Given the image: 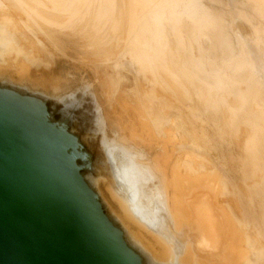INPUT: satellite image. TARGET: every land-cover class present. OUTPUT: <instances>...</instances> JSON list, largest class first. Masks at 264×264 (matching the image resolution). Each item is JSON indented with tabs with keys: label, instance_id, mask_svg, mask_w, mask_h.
<instances>
[{
	"label": "bare ground",
	"instance_id": "obj_1",
	"mask_svg": "<svg viewBox=\"0 0 264 264\" xmlns=\"http://www.w3.org/2000/svg\"><path fill=\"white\" fill-rule=\"evenodd\" d=\"M2 1H6L8 9L10 10L4 12V10L1 9H4L5 7L0 8V24L2 25L1 27H3L0 30V48H4L3 50H0V65L3 66L0 69V80H2L0 83V264H235V260L242 262L243 264H252L250 261L252 251H262L264 249V245L260 242L258 236H252V233L250 232L252 227H250L246 221L242 220L240 209L227 203L226 199L229 197L227 198L223 194V188L221 185L222 179L218 171L210 168H207V170L206 166L208 165H206L207 163L203 156V159H197L196 156H192V160L196 161L195 163H198L197 166L199 168L196 171H194L193 166L185 163V160L180 159V164L183 165V170L178 168V166H175L172 162L174 164L172 166L174 172V182H172L175 184L173 186L176 187L173 188V197L171 198V201L169 196L170 192H168V185L170 182L165 178L167 174H163V176H165L163 177L162 175L158 176L155 173V171L159 170L164 173V166H162L160 161V163L157 161V158H155V165L151 166L154 157H156L161 150L163 151V149L158 147L156 144V142H158L156 139L159 134H156L154 124L152 123L151 118L147 115L142 102L139 100L140 98L135 96L136 93H132V95L124 99L122 103L124 105L133 106L137 116L138 126L141 131L140 133H138L137 130L136 132H132L133 136L141 139L142 141H146V136L143 134L144 132H147L148 135L152 137V141L150 140L151 142L147 139L150 143H142L139 139L133 140L131 136L128 137V132L130 131H123L124 125L121 120L118 119L120 117L116 115H109L103 109L96 92L93 91V84H88L86 87H83L84 92L88 89L91 90L89 92H91L90 95L95 107L97 129L102 136V145L106 151V156L112 173V180H102V183H104V186L106 187L105 190L116 199L114 204L118 201L121 207L123 206L122 208L124 209L125 214L130 216L141 227V229L143 228L147 231V235L150 234L151 236H149L153 237V240L155 239L162 250L161 256L158 254L160 256L159 257L151 251L152 248L150 246L155 248L156 245V249H158L156 242L154 243L152 240H148L152 243L146 244L141 240H138L136 235H133L136 233L132 234L129 231L128 227L125 226L126 222L124 224L111 209L106 197L101 192L99 187L98 190L95 189L96 182H99V180H95L91 176V173L85 175L81 172L82 168H85L88 172L93 170L89 153L81 146L77 137L69 130L66 120H56L50 113H48L45 106V100L47 99L48 94L43 91L40 92L39 90L24 88L25 84L23 83H29L32 86H40L45 90L49 89L51 91L50 97H54L58 101L65 102L67 98L74 99L76 90H68V92L65 91L70 88V83L75 81L72 74L71 78L66 77V80L58 79L57 81L56 79H52L43 81L41 78H33L26 73L27 70L29 71L28 68H30L28 65L26 67L23 66L24 69L20 68L23 64H18V59H20L21 56L28 58V55H30L32 57L30 59H33L34 61L39 57L45 56V51L43 52L39 46H37L38 44L36 45V40L34 41L31 36L27 35V33L21 29L24 24L19 26L20 29L17 27L18 24H16V20L11 11L19 9V3H24L22 5H24L25 8L24 13L26 15V19H22L23 22L26 20L27 26L34 31L33 33H35L36 36L40 35L41 37V34H43L42 37L45 36L50 38V41L52 40L54 42L53 44L56 43V46L54 45L56 48L59 44L60 38L57 39L54 33L60 34L59 32L61 31H57L56 28L55 30L52 28L53 26L50 27V25H57L55 24L56 21L54 22V19L56 17L59 19L60 16L64 15L57 14L52 10H50L52 12L46 13L40 8L36 10L33 8L35 6L31 4L32 0ZM124 1L127 2V0ZM181 1L183 0H176L175 3H172L171 8L180 7V4H182ZM196 1L198 2V0H193L192 2L196 3ZM198 3L200 4V2ZM133 4L134 0H128V6L130 7V13L128 15L130 23L127 24V31L123 32L124 29L122 28L123 31L121 29V32L123 34L126 33V38H124L130 44H140L142 46L140 48H143V51L139 54V58L141 59L140 68L143 71L145 69L152 71V59H158L160 57V50L162 49L163 44L161 42L162 37L159 36V34H161V30H163L161 26L169 12H166L164 8H153L152 10L150 9L151 11L146 12V16L150 17L154 28V34H148L147 29H145L146 24L141 26L142 28L137 27L136 29H133L134 27L131 24ZM174 10L176 9L173 8V10H171L170 15L171 13L175 14ZM179 10L180 13H186L184 7H180ZM205 10L208 9L205 7ZM19 11L20 10H16V13L19 14ZM190 12L192 13V11ZM21 14H19V17ZM194 14L196 16L198 12ZM17 16H15L16 19H18ZM60 18L62 19V17ZM61 19L60 22H63L64 19H62L63 21ZM124 19L126 20L128 18L125 17ZM57 22L59 23V21ZM183 22L185 21L183 20ZM121 25L123 24L121 23ZM10 32L13 34L16 33V37L18 39L16 37L15 38L19 41V43L13 41L12 38L14 37H9ZM175 32L179 35V31H177L176 28ZM98 36L100 38L101 35L98 34ZM134 36H136L135 39ZM82 37L85 38V36ZM238 37H241L240 34ZM108 38L110 37L108 36ZM44 39L45 38H43V41H46ZM86 39L87 38H85V40ZM81 40L84 39L81 38ZM99 40L92 41L94 44L95 42L96 44H99ZM118 40H116V42ZM246 40H248V38ZM113 42H111V44ZM90 43L92 44L91 41ZM122 43H124V41ZM119 44L120 46L124 45L121 44V42ZM60 46L61 45H59V47ZM112 47L110 48L112 51L114 49L116 50V48L113 47L112 49ZM110 49H102L99 45H96V51H100L98 55L101 57V60L104 59V61H109V59L111 60L115 58H112L111 55H114V52ZM164 49L166 48L164 47ZM126 50H128V48ZM136 50L140 51L139 49ZM120 51H122V49ZM118 52L119 51L115 53ZM93 54L95 53H92V55ZM136 58H138V55ZM45 59H47L46 56ZM237 59L239 58L236 57L234 59L236 63L238 62ZM128 60L131 63V59ZM30 63L32 62H29L28 64ZM163 63H165V61H163ZM166 64H169V62L167 61ZM118 65L121 66L120 64ZM177 66L179 67V63ZM171 67L169 68L171 69ZM5 69H7V73L9 75H12L13 73L15 74L14 71H17V73L21 74V76L11 78L9 75L4 73L6 72ZM138 71L139 69L137 72ZM160 72L163 73V71ZM139 74L136 75L138 76V79L141 78V75L139 76ZM163 74L161 75L165 76ZM166 77L168 78V76ZM166 77L164 79H166ZM187 77L189 78L192 76L189 74ZM6 79L11 82L10 86L5 84L6 82L4 80ZM13 79L18 81L17 86H14ZM69 79L71 81L68 82L67 80ZM189 79L192 80V78ZM243 79L241 80L243 81ZM149 81L151 82L150 79ZM168 81H170V79H168ZM198 81L199 80H197V82ZM238 82H240V80ZM244 82L245 81H243V83ZM152 83L154 84V81H152ZM193 83H191V86L193 85L194 88H196ZM171 84L174 86V83ZM159 88L161 92V87ZM194 88L193 90H195ZM202 89L204 90V88ZM220 89L222 88L220 87ZM196 92H198V90ZM175 93L174 95L178 94ZM165 94L166 93L162 96ZM181 96L185 99V96H188V94ZM190 97L191 96L186 98ZM220 98L222 99V97ZM170 99L171 98H169V100ZM179 100L183 101L180 98ZM186 100L188 99H185V101ZM184 103H187V101ZM170 107L171 106H169V108ZM202 109L203 108H201V110ZM190 123H188L184 114H178L171 119V124L174 126V131L177 132L179 137L176 138L175 133L170 134L171 129L167 131L164 128L163 131L168 132L169 141H175V139L179 140V146L186 143L192 148L205 150L206 153L210 152V148L205 147L200 143V139L205 136L204 132L198 131ZM128 125L129 127L132 126L130 120L128 121ZM160 126L163 125L160 124ZM246 132L244 133L246 134ZM150 136H148V138H150ZM242 137L244 138V135ZM168 145L169 144H167L166 147H168ZM239 146L241 147V145ZM240 150H242V147ZM185 152L188 154L192 153L189 151ZM169 153H171L170 150ZM167 158L166 160H168ZM172 158L173 157L170 159ZM79 161L82 163H79ZM164 163L166 164V162ZM220 164L224 163L221 161ZM166 172L167 171H165V173ZM207 172L208 174L206 175ZM175 180L177 183H175ZM247 195L249 196L250 193L247 192ZM100 198L105 202L111 216L102 211L99 200ZM236 210L238 211V214ZM131 223L132 221L130 224ZM135 225L133 226L135 227ZM235 238H238L237 244L239 246L236 245ZM148 241L146 240L147 243Z\"/></svg>",
	"mask_w": 264,
	"mask_h": 264
},
{
	"label": "rangeland",
	"instance_id": "obj_2",
	"mask_svg": "<svg viewBox=\"0 0 264 264\" xmlns=\"http://www.w3.org/2000/svg\"><path fill=\"white\" fill-rule=\"evenodd\" d=\"M175 1L176 0H166V1L165 0H141V1L134 0L132 14H131V24L134 27L133 29H136L137 27L140 28L141 26H144L146 24L145 29H147L148 34H154L153 22L149 16H146V12L151 11L153 8L156 9L164 8L166 12H169V14H167V16L165 17L164 22L162 23L161 27L163 30H161V34H159V36L162 37L161 42L163 44L162 49L160 50V57L158 59H152L151 61L153 67L152 71H148L149 69L147 70L145 69L146 70V71L144 70L145 72L140 68L141 59L139 58V54H141L143 51V48H140L142 46L140 44L137 45L130 44L125 39L126 33L123 34L121 32L122 28L124 29V31L123 29L122 31L126 32L127 24L130 23V18L128 16L130 13L128 0L127 2L124 0H51V1L32 0L31 4L35 6L33 8L36 10L40 8L45 13L54 11L57 14L64 15V16H60L62 17V19H64V21L60 17L59 19L56 17L54 19V22L56 21L55 24L57 25H50V27L53 26L52 28L54 29L56 28L57 31L58 30L61 31L59 32L60 34L54 33L57 39L60 38L57 48L55 47L56 43L53 44L54 42L52 40L50 41V38H47L45 36L42 37L43 34H41V37L40 35L36 36L35 33H33L34 31L27 26L26 20H24L25 23L23 22L22 19H26V15L24 13L25 8L24 5H22L24 3H19L20 8L16 10H20L19 14L22 13L23 16L21 14L19 17V14L16 13V10L11 11V13L14 15L13 17L16 20V24H18L17 27L19 28V26H22L24 24L21 27V29H23V31L26 32L27 35L31 36V38L34 41L36 40L35 41V43L37 42L36 45L38 44L37 46H39V48L43 52L45 51L44 53L47 58L45 59V56H42L33 61V59H30L32 58L30 55H28V58L21 56L20 59H18L19 60L18 64H23L22 67L20 68L24 69V67L28 65L30 68H28L29 71L27 70L26 73H28L33 78H41L43 81H48L52 79L54 80L57 78L60 79L62 78L63 80L66 77L71 78V76L73 75L75 81L71 82L69 85L70 88L65 91L68 92V90L69 91L76 90V94L74 96V99L67 98L64 102V101H58L54 97H50L51 91L49 89L45 90L40 86L38 87L32 86L29 83H23L25 84L24 88H29L30 90L33 89L39 90L40 92L43 91L48 94V97L45 100V106L48 113H50L56 120H60V119L66 120L69 130L72 132L73 135L77 137L81 146L89 153V157L93 165V170H91V172H88L85 168H82L81 172H83L85 175L91 173V176L95 180L97 179L99 180V182H96L95 189L98 190L99 187L101 192L106 197L111 209L115 212V214L120 218V220L124 224L126 222L125 226L128 227L129 231L132 234L136 233L133 235H136L137 237L136 236L135 237L138 240H141L146 244L156 242L155 239L153 240V237H150L151 236L150 234H149L150 236L147 235L148 234L147 231H145L143 228L141 229V227L130 216L125 214L124 209L122 208L123 206L121 207L118 201L115 202L114 204V201H116V199L112 197L105 190L106 187L104 186V183H102V180L111 181L112 173H111V167L109 161L106 156V151L102 145V141H101L102 136L97 129L95 107L92 97L90 95L91 92H89L91 90L88 89L84 92L83 87H86L88 84L91 85L93 84V91L96 92L98 99L101 105L103 106V109L109 115H116L120 117L118 119H120L124 125L123 131L125 132L130 131L128 132V137L131 136L133 140L139 138L133 136L132 132H136L137 130V132L140 133L141 129L138 126L137 116L135 114L133 106L124 105L122 101L126 99L128 96L132 95V93H136L135 96L140 98L139 100L142 102L147 115L151 118V121L154 124L156 134H159L158 138L156 139V141H158L156 142V144L158 147L163 149V151L161 150V152H159V154H157L156 157H154L151 166L155 165L156 163L155 158H157V161L158 162L160 161L162 163V166H164L163 167L164 173H162V171L160 170L155 171V173L158 176L159 175L163 176V174L164 175L167 174L166 177L165 176L163 177H165L166 180L170 182L169 185L172 186L171 187L168 185V192H170L169 193L170 199L173 197L172 194V191L174 190L173 188L176 187L173 186L175 184L173 183L174 172L172 166L175 164V166H178V168H181V170H183L182 167L183 165L180 164V161L185 160V163H187L190 166H193L194 171H196L199 168L197 166L198 163H195L196 161L192 160V156H196L197 159H203L204 157V160L207 163L206 165H208L206 166V169L207 168L215 169L220 174V177L222 179L221 185L223 188V194L225 197L227 198L229 197L228 199H226L227 203L233 207L240 209V212L242 214V220L246 221L248 225L252 227V230L250 231L252 233V236L254 237L258 236L259 237L258 239L264 245V71H262L264 70V0H198L200 4L197 1L196 3L192 2L193 0H183L181 1L182 4H180V7L181 8L184 7L186 13H180L179 10L180 7L171 8L172 3H175ZM5 4L6 1L0 0V8L5 7L4 9H1L4 10V12L10 10L8 9L7 4L6 5ZM48 4L50 5V8ZM204 5L208 10H205ZM173 8L176 9L177 11L174 10L175 14L171 13L170 15V12L171 10H173ZM190 11H192V13ZM197 12L198 14H196L195 16L194 13ZM15 16H17L18 19H16ZM125 17L128 18L126 19L127 21L124 19ZM60 19L63 22H60ZM183 20L185 22H183ZM57 21H59V23ZM121 23L123 25H121ZM1 26L2 25L0 24V30L3 28ZM175 28L177 29V31L180 32V33L178 32L180 36L176 34L177 32H175ZM199 30L202 32H200ZM238 33L240 34L241 37H238L239 35ZM98 34L101 35L100 38ZM16 36H17L16 33L15 34L11 32L9 33V37L10 38L14 37L12 38L13 41L19 43V41L17 40L18 38ZM82 36H85V38L87 39L85 40V38ZM108 36L110 38H108ZM171 36L173 40L171 39ZM43 38H45L44 40L46 41H43ZM81 38L84 39L85 41L81 40ZM135 38L136 36H134V39ZM247 38L248 40H246ZM92 40L93 41L99 40L100 41L99 44H96V42L95 44L99 45L102 49L103 48L110 49L114 45L113 47L116 48V50L115 49L113 51L111 49L110 50L114 52L113 53L114 55H111L112 58L113 57L115 58L111 60L109 59V61L107 60L104 61V59L101 60V57L98 55L100 51L98 52L96 51V45ZM116 40L118 41L116 42ZM90 41L92 42V44L90 43ZM123 41L124 43H122ZM111 42L113 43L111 44ZM120 42L121 44L124 45L120 46L119 44ZM86 43L88 44V46ZM59 45L61 46L59 47ZM164 47L166 49H164ZM127 48L128 50H126ZM3 49L2 47L0 48V50ZM121 49L122 51H120ZM136 49H139L140 51ZM117 51L119 52L115 53ZM91 52L97 54L99 57L95 54L92 55ZM137 55L139 59L136 58ZM236 57L239 58L237 59L238 61L237 63L234 60ZM128 59H131L130 60L131 63L129 62ZM173 59L175 60V63ZM163 61H165V63H163ZM167 61L169 62L170 65L166 64ZM29 62H32L30 63L31 65L28 64ZM178 63H179V67L177 66ZM118 64H120L122 67L119 66ZM2 67L3 66L0 65V69ZM169 67H171V69ZM158 68L161 70H159ZM138 69H139L138 71L139 73H144V74H139L137 72ZM5 71L6 72L4 71L3 72L9 75L7 73L8 72L7 69H5ZM160 71H163L164 74ZM14 72L15 74L13 73L12 75H9L11 78H17L21 76V74L17 73V71ZM136 73H138L139 76L141 75V78L138 79V76H136L138 74ZM160 73L165 76H162ZM188 73L192 76L189 77L192 78V80H190L187 77V75H189ZM142 75H146L147 78L146 76H142ZM166 76H168V78ZM143 77H145L146 79ZM165 77L166 79H164ZM149 79L151 80V82L149 81ZM168 79H170V81H168ZM238 79L240 80V82H238L239 81ZM241 79H243V81L245 82L243 83ZM13 80H14L13 81L14 86H17L18 81L15 79ZM197 80L199 81L197 82ZM1 81L2 80H0V83ZM4 81L6 82L5 84L7 86L11 85V82L9 80L6 79ZM152 81H154V84L152 83ZM171 83H174L173 84L174 86H172ZM191 83H193L196 88H194L193 85L191 86ZM158 86L161 87V92ZM220 87L222 89H220ZM193 88L195 90L197 89L199 93L196 92L197 90L196 91L193 90ZM202 88H204V90L206 89L205 92ZM174 89H176L177 91ZM200 89H202L203 91ZM201 91L203 92V94ZM173 92L174 93L176 92L175 94L178 93L177 95L180 97L174 95ZM180 92L182 93L185 92V93L182 94ZM164 93L166 94L162 96ZM186 94H188V96H185V99L188 100H186L187 103H184L186 101L185 99H183L184 97L181 95H186ZM189 96H191L190 98L192 100L190 98H186ZM220 97H222V99ZM169 98L171 99L169 100ZM179 98L182 99L184 102L179 100ZM225 100H227L228 102ZM175 104L177 107L175 106ZM169 106L171 107L169 108ZM206 106L209 107L207 108ZM201 108L203 109L201 110ZM178 114H184V117L187 119L188 123L192 121L190 123L192 126H194L198 131L204 132L205 136L202 139H200V143L201 145L210 148L211 149L210 152L206 153L205 150L192 148L188 146L186 143L185 144L183 143L182 145L179 146L178 145L179 140L177 139H175V141H171V140L169 141L167 131H169L170 129H171L170 134L175 133L176 138L179 137L177 132L174 131V126L171 124V119ZM128 119L132 123V126L130 127L128 125V121H129ZM160 124L163 126H160ZM164 128L167 131L164 132L163 131ZM241 132L242 133L246 132V134L245 133L242 134ZM125 135L127 136L126 133ZM143 135L146 136L145 139L146 141H142L141 139H139L140 141H142V143L143 142L150 143L152 141V137L148 135L147 132L146 133L144 132ZM241 135L242 136L244 135V138ZM148 136H150V138H148ZM147 139L151 141L149 142L147 141ZM167 144H169L168 147H166ZM239 145H241L242 150H240L241 147ZM171 148L173 151L171 150ZM169 150L172 154L169 153ZM185 151H189L192 153L188 154ZM169 157L170 158L173 157L172 158L173 160L170 159ZM166 158L168 160H166ZM221 161L224 164H220ZM164 162H166L167 165ZM79 163L82 162L79 161ZM165 171L167 172L165 173ZM255 173H257L258 175ZM207 174L208 172L206 173V175ZM175 183H177L176 180ZM247 192L250 193L249 196L247 195ZM99 200L101 203L102 211L108 214L109 216H111V213L109 209L106 207L105 202L101 198ZM254 201H258V202H254ZM129 221L130 222L132 221V223L130 224ZM133 225H135L137 229ZM141 234L143 237L141 236ZM237 239L238 238H235V243L237 246H239L237 244L238 243ZM146 240L147 241L152 240V242L148 241L147 243ZM157 245L159 246L158 243ZM158 246H157L158 249H156V245L155 248L153 246H150L152 248L151 251H153L155 255L161 256L162 250L160 246L159 247ZM251 255H250V261L252 262V264H264V249L262 251L253 250ZM235 264H243V263L235 260Z\"/></svg>",
	"mask_w": 264,
	"mask_h": 264
},
{
	"label": "flooded vegetation",
	"instance_id": "obj_3",
	"mask_svg": "<svg viewBox=\"0 0 264 264\" xmlns=\"http://www.w3.org/2000/svg\"><path fill=\"white\" fill-rule=\"evenodd\" d=\"M58 79H60V78H57L56 80L58 81ZM62 79V78H61ZM64 80H66L65 78H64ZM68 82L70 81V80H67Z\"/></svg>",
	"mask_w": 264,
	"mask_h": 264
}]
</instances>
